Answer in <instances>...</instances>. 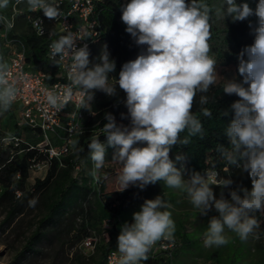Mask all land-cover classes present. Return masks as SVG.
Instances as JSON below:
<instances>
[{
  "label": "clouds",
  "instance_id": "clouds-1",
  "mask_svg": "<svg viewBox=\"0 0 264 264\" xmlns=\"http://www.w3.org/2000/svg\"><path fill=\"white\" fill-rule=\"evenodd\" d=\"M9 2L0 0V10L6 9ZM25 2L30 10L42 11L49 20L62 15L58 0ZM120 10L125 31L146 49L124 63L116 78L110 75L116 63L106 45L97 58L99 62L93 63L87 44L77 47V41L86 37L67 31L52 41L50 50L54 60L58 57L69 62V83L62 91L47 92L48 105L63 109L78 91L79 106L87 107L97 90L109 97L117 96L118 88L122 90L127 114L121 113V117L128 118L130 124H118L112 113H106L102 127L106 143L96 136L87 145L94 170L104 166L107 147H112L116 149L112 159L122 166L118 191L130 186L144 189L163 181L168 188L182 191L201 215L213 210L217 213L208 220L203 240L206 248L227 245L231 237L226 230L246 241L258 226L254 213L264 211V0H258L255 8L247 0H223L216 7L207 0H130ZM213 15L233 22L248 20L254 35L253 43L237 55L242 80L225 79L223 84V92L238 99L220 113L231 114V119L224 129L228 146H217L228 166L248 175L250 189L233 187L232 178L217 179L219 174L215 172H193L185 179L170 158L174 145L187 144L193 136L203 137L200 117L211 119L213 115L211 109L203 107L209 102L206 94L216 85L218 76V62L210 55L209 44ZM251 17L256 18L255 23ZM10 75L7 61L0 56V113L11 109L20 91ZM198 94L200 115L192 111ZM185 131L187 135L181 139ZM73 147L77 154L82 151L75 142ZM217 187L222 189L219 197ZM36 202L33 199L30 206ZM171 207L160 195L146 199L133 213L132 222L120 226L117 264H141L149 259L158 241L173 237L176 225L168 210Z\"/></svg>",
  "mask_w": 264,
  "mask_h": 264
},
{
  "label": "trees",
  "instance_id": "trees-1",
  "mask_svg": "<svg viewBox=\"0 0 264 264\" xmlns=\"http://www.w3.org/2000/svg\"><path fill=\"white\" fill-rule=\"evenodd\" d=\"M130 2V0H99L97 3L98 21L101 26L102 33L100 37L89 47V59L93 63H97L101 50L106 45L110 53V58L116 63L115 72L110 75L118 78L119 71L124 63L129 60H134L141 51L146 49L145 46H140L135 43L134 38L125 31L126 25L121 20V5ZM190 2V0H186ZM223 0H207L209 5L214 7L220 6ZM244 0H237V3ZM251 7L255 8L258 0H247ZM15 17V26L10 30V37L19 39L25 48L26 61L31 69L41 68L47 75V83L55 81V76L58 73L57 64L47 57L48 46L52 41L59 39L61 34L55 29L52 20L46 18L42 11L30 10L25 0H10L6 9L0 10V17L10 19ZM28 15L33 17H41L46 25V33L38 35L32 30L28 21ZM255 23L256 18H250ZM210 55H213L217 60V70L219 68H233L234 77L237 81L242 80L238 73L237 55L247 45H251L254 41V35L249 28V21L233 22L230 18L222 19L213 15L210 20ZM4 28L3 26H1ZM1 34V31H0ZM9 49L5 41L0 36V56L3 58L8 54ZM232 78V79H233ZM224 81H217L216 85L212 86L206 94L209 102L203 107L212 110V118L201 116L204 126V136L190 137V142L187 144L174 145L170 151V158L176 164L178 169H181L183 175H190L193 172L204 174L206 171L218 173V179L232 178L234 180L233 187L237 185L251 188L250 178L246 173H241L239 169L228 166L222 158L220 152L217 151L218 145L228 146V139L224 135V129L227 127L231 119L229 116L220 115L225 109H229L230 105L238 99L235 95H227L223 92ZM118 90V95L109 97L102 91H95L94 98L88 102L87 107L92 112L85 120L83 129L74 137V142L82 151L77 154L75 148L69 156L61 159H53L50 162L47 173L43 179H37L31 190H25L22 187V193L18 196L16 189L11 187V179H17L21 185H25L27 175L31 171V165L34 162H43L48 160V157L40 153L36 146L38 140L32 136L30 128L19 126L17 119L18 105L13 104L11 109L4 113H10L13 116V134L11 137L24 138L26 143H21L18 147L13 144L5 149L2 148L0 142V170L7 167L10 168L6 177L0 179L2 194L0 195V206L7 204L8 211L6 220H13L14 217L23 212L24 205L29 204L47 188L52 190L49 195V201L46 203V212L37 222L34 231L27 238V241L15 259L23 258L27 254L37 253L36 247L44 240L50 241V236L69 234L71 231H76L77 241L82 242L84 238L91 233H95L88 225L87 218L89 212L85 205L89 207L91 212L92 198L97 196L101 200L103 193L106 190L105 176L109 174V170L94 174V165L89 158L87 145L91 139L100 136L101 142L106 143V137L102 133V127L106 123V113H112L118 124L125 126L130 124L128 118L121 117V113L127 114V108L123 101L125 94L122 90ZM200 94L197 95L192 111L200 115L201 105L199 103ZM187 135V132L181 133V139ZM5 137H1L3 140ZM139 146V145H138ZM116 149L107 147L106 156H113ZM181 156V160H176L177 156ZM80 165L81 171L78 176H75V168ZM17 174L20 177L17 178ZM98 175V176H97ZM162 181L156 184L145 186L140 189L136 186H130L124 191H118L115 194L114 203L102 206L101 217L109 216L116 220L128 203H143L146 199H151L159 194ZM216 194L219 197L221 188H215ZM225 196H228L225 190ZM113 204H116L115 206ZM210 217L217 215L213 211H209ZM254 218L257 221V227L253 234L259 235L264 239V211L254 213ZM83 219V220H82ZM90 219V218H88ZM67 220L70 227L63 228V221ZM77 222H81L79 228L76 227ZM77 228V229H76ZM65 230V231H63ZM100 241L98 248L101 251V257L95 264H106L107 256L113 248L111 242L103 245ZM264 242V240H263ZM264 245V244H263ZM96 246V247H97ZM264 248V246H263ZM166 253V251H163ZM149 258L146 262H149Z\"/></svg>",
  "mask_w": 264,
  "mask_h": 264
},
{
  "label": "rangeland",
  "instance_id": "rangeland-1",
  "mask_svg": "<svg viewBox=\"0 0 264 264\" xmlns=\"http://www.w3.org/2000/svg\"><path fill=\"white\" fill-rule=\"evenodd\" d=\"M217 72L218 82H225V79L234 77L233 68H219ZM13 121L10 113H0V138L9 139L12 136ZM0 142L3 149L9 146V140H0ZM112 157L106 156L104 166L98 170L99 172L110 171L105 176L107 186L101 200L97 196L92 198L91 212L87 205L85 207L90 213L88 217L90 219L87 218L88 225L100 237L103 245L111 242L113 244L111 251H116L120 226L125 222L131 223L133 213L138 211L143 203H128L116 220L109 216L101 217V207L114 203L115 194L120 190L117 178L122 166ZM9 169L7 167L0 170V179L6 177ZM94 171L95 174L98 172ZM46 173V169L31 170L27 175L25 185H21L17 179H11V187L16 189L17 194L22 193V187L26 191L31 190L35 181L43 179ZM184 178L187 179L189 176L184 175ZM2 191L0 184V195ZM51 194L50 188L45 189L36 199L35 206H30V203L24 205L23 212L17 214L13 220H6L9 208L7 204L0 206V264H95L100 259L99 245L94 251L84 252L80 247L81 242L75 237L76 231H71L69 234L63 232L58 235L60 238L51 235L50 241L44 240L37 245V253L15 259L24 247L27 238L34 231L38 220L45 214V206ZM157 195L163 196L172 205L168 210L172 213L176 228L173 237L168 240V243H173L168 253H163L164 250L155 246L152 249V258L147 264H264L263 237L252 234L246 241H241L235 233L226 230L227 235L231 237L227 245L206 248L203 240L208 228L209 212L207 215H201L182 191L168 188L163 181ZM63 223V228L70 227L67 220ZM80 225L81 222H77L76 227L79 228ZM141 264L146 263L141 262Z\"/></svg>",
  "mask_w": 264,
  "mask_h": 264
},
{
  "label": "built area",
  "instance_id": "built-area-1",
  "mask_svg": "<svg viewBox=\"0 0 264 264\" xmlns=\"http://www.w3.org/2000/svg\"><path fill=\"white\" fill-rule=\"evenodd\" d=\"M98 1L58 0L62 15L56 20H52L55 29L61 35L71 31L77 36H85V40L77 41V47L84 44L89 47L102 33L98 21ZM28 21L35 33L40 36L41 30H43L42 35L46 33L43 18L28 15ZM14 26V15L8 20H0V36L9 49L4 59L10 68V78L16 81L20 90L14 102L15 105H18L16 112L18 124L30 128L32 136L38 140L36 146L30 148H37L40 153L48 157V160L43 162L33 161L31 170L41 171L46 169L47 172L50 165L49 161L64 158L72 153L74 137L83 129L85 120L92 112L88 107L79 106L80 95L78 91L73 100L63 109L57 110L48 105L47 92L49 90L62 91L63 86L69 83L67 79L69 62L67 60L61 61L58 57L54 60L51 57L50 45L48 46L47 57L58 66L55 81L48 84L44 70L41 68L31 69L28 65L23 43L19 39L10 37V30ZM87 34H90L91 37L87 38ZM6 140H9L8 144H13L15 147H18L21 143H26L24 138L19 137L3 139V141ZM80 171V165L76 166L75 176H78ZM19 177L20 174H17V178ZM20 195L21 193H18V196ZM99 242L100 237L93 232L82 240L80 247L84 252L94 251ZM168 242V240L162 239L153 248L157 246L168 253V249L173 246V243ZM152 249L149 252V258H152ZM117 257L118 253L111 251L107 256L106 264H117Z\"/></svg>",
  "mask_w": 264,
  "mask_h": 264
}]
</instances>
